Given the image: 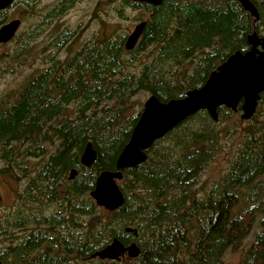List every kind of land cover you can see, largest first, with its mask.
<instances>
[{"label":"trees","instance_id":"1","mask_svg":"<svg viewBox=\"0 0 264 264\" xmlns=\"http://www.w3.org/2000/svg\"><path fill=\"white\" fill-rule=\"evenodd\" d=\"M119 1L120 11L140 10L146 20L132 50L127 33L103 34L62 58L74 31L55 30L47 64L0 94V181L16 184L0 221L1 264H224L256 225L241 264H264V92L248 120L240 106H220L217 121L203 109L156 140L145 162L123 170L121 207L107 210L90 194L102 170L116 169L144 108L138 96L166 102L201 87L233 52L250 49L254 30L264 36V0H252L258 21L238 0ZM74 2L58 0L48 16ZM8 18L0 10V26ZM26 38L0 56L3 71L25 63ZM88 141L97 151L92 167L80 161ZM227 148L223 172L205 187L204 173ZM114 238L135 241L140 254L91 257Z\"/></svg>","mask_w":264,"mask_h":264},{"label":"water","instance_id":"2","mask_svg":"<svg viewBox=\"0 0 264 264\" xmlns=\"http://www.w3.org/2000/svg\"><path fill=\"white\" fill-rule=\"evenodd\" d=\"M143 1L159 5L164 0ZM238 1L255 21L259 20L258 9L252 0ZM13 2L14 0H0V10L9 8ZM20 25L19 18L3 24L0 27V44L13 39ZM145 26L146 20L135 25L126 38V50H132L137 45ZM248 44L250 49L233 52L210 73L201 87L189 90L184 97L172 98L166 102L153 94L147 97L131 137L116 160V169L102 170L97 176L95 187L90 194L99 206L110 211L121 207L125 202L119 186V181L123 178V170L145 162L147 150L156 140L196 112L204 109L215 121L218 120V108L222 105L234 111L240 106L243 120H248L255 114L261 93L264 92V36H259L254 30L248 36ZM96 158L97 151L94 144L88 141L80 161L84 166L92 167ZM76 174L77 170L72 169L69 178H74ZM125 230L137 234V230L133 227H127ZM140 251L135 241L124 244L120 239L114 238L105 247L94 252L91 257L101 260H131L137 257Z\"/></svg>","mask_w":264,"mask_h":264},{"label":"rangeland","instance_id":"3","mask_svg":"<svg viewBox=\"0 0 264 264\" xmlns=\"http://www.w3.org/2000/svg\"><path fill=\"white\" fill-rule=\"evenodd\" d=\"M58 0H34L33 6L26 9L21 4L12 5L8 9V19L20 18L22 24L16 36L12 41L0 45V56L10 53L19 43L20 36L24 33L33 31L36 26L46 20L41 25L42 31L34 38L27 39L29 41V52L25 57V63H16L13 73L3 71L0 57V94L17 84H19L27 74L32 73L38 66L44 67L47 64L46 55L50 50L46 47L49 38L55 30L65 29L69 32L74 31V43H69L60 51L63 58L68 55V50L75 51L81 45L92 40L94 37L103 34H130L135 25L139 23L143 16L142 11L124 7L121 10L119 0H75V2L65 9L60 15L49 17L52 6ZM6 21V22H7ZM54 54L56 51H53ZM59 52V51H58ZM2 72V73H1ZM149 95L140 94L138 98L144 103ZM139 106V104H138ZM139 108V107H138ZM230 149H226L223 153L216 156L211 165L207 168L203 175V183L209 186L210 182L221 175L226 165V159L230 156ZM11 185V186H10ZM13 188V189H12ZM16 184H7L0 181V221L6 213L11 210L14 202V189ZM260 230L259 226H255L250 235L244 240L241 248L236 252L228 251L224 257V264H241L244 254L250 244L255 239L256 233Z\"/></svg>","mask_w":264,"mask_h":264},{"label":"flooded vegetation","instance_id":"4","mask_svg":"<svg viewBox=\"0 0 264 264\" xmlns=\"http://www.w3.org/2000/svg\"><path fill=\"white\" fill-rule=\"evenodd\" d=\"M8 22V21H7Z\"/></svg>","mask_w":264,"mask_h":264}]
</instances>
